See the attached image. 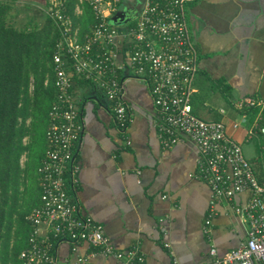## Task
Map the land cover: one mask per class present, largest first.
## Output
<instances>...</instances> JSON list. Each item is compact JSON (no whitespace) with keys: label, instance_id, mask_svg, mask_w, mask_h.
<instances>
[{"label":"crops","instance_id":"1","mask_svg":"<svg viewBox=\"0 0 264 264\" xmlns=\"http://www.w3.org/2000/svg\"><path fill=\"white\" fill-rule=\"evenodd\" d=\"M28 1L41 7L44 2ZM124 1L123 7L133 2ZM184 10L196 50L192 112L220 121L240 145L255 178L264 182V134L253 126L257 109L233 106L244 96L264 104V0H194ZM75 15L84 19L78 5ZM120 79L129 104L124 133L117 130L99 91L73 86L82 123L73 155L78 169L70 189L78 213L101 225L114 250L136 249L141 261L131 264H205L209 246L217 255L236 248L245 238V224L231 206L243 204L247 193L215 199L204 225L210 191L193 177L194 146L184 140L163 148L146 83L126 70ZM52 252L56 264H122L83 241L56 242Z\"/></svg>","mask_w":264,"mask_h":264},{"label":"built area","instance_id":"2","mask_svg":"<svg viewBox=\"0 0 264 264\" xmlns=\"http://www.w3.org/2000/svg\"><path fill=\"white\" fill-rule=\"evenodd\" d=\"M85 1L93 22L80 39L62 13L61 0H48L46 6V15L54 20L59 33L51 58L55 98L47 112L44 156L36 169L39 202L24 218L30 231L27 247L17 255L18 264H56L50 251L51 238L56 242L83 241L98 247L102 254L121 259L122 264L141 261L134 248L114 250L101 225L78 213L70 190L78 169L73 163L74 149L82 130L72 94L73 77L90 80L102 91L117 130L124 133L129 121V104L119 77L124 70L147 85L160 145L168 148L187 140L194 146L193 177L203 181L210 191L204 225L213 214L215 199L231 200L243 192L248 195L243 204L231 206L245 224L244 240L222 255L209 246L210 259L205 264H264V182L255 178L240 145L226 134L220 121L205 120L192 112L196 50L184 9L194 0H139L131 19L122 24H114L110 18L121 9L123 0ZM233 106L257 109L253 126L264 134L263 102L244 96ZM203 230L206 232L205 227Z\"/></svg>","mask_w":264,"mask_h":264},{"label":"trees","instance_id":"3","mask_svg":"<svg viewBox=\"0 0 264 264\" xmlns=\"http://www.w3.org/2000/svg\"><path fill=\"white\" fill-rule=\"evenodd\" d=\"M13 1L0 0V264H18L17 255L27 247L30 231L24 218L39 202L36 169L44 156L47 112L55 98L51 58L54 44L59 38L56 23L47 15L39 29H16L9 25L7 21ZM61 1L62 13L69 18L71 28H74L73 22L77 16L72 8L77 0ZM47 4L48 0H44L42 7L45 8ZM81 4L83 17L90 24L77 30L79 39L88 32L93 22L87 2L82 0ZM84 19L80 22L82 27ZM73 82L99 91L103 96L102 91L96 89L90 80L73 77ZM40 124L44 126L42 151L35 149ZM22 155L26 160L20 164ZM28 172L33 185L35 183V200L30 198L34 187L30 186L28 190L25 184ZM23 200H26L24 205ZM21 206L23 209L18 211ZM50 240L53 245L56 243L54 238Z\"/></svg>","mask_w":264,"mask_h":264},{"label":"rangeland","instance_id":"4","mask_svg":"<svg viewBox=\"0 0 264 264\" xmlns=\"http://www.w3.org/2000/svg\"><path fill=\"white\" fill-rule=\"evenodd\" d=\"M8 1V0H5ZM81 1L82 0H77V2H74V6L72 8V11L75 15V11L77 8V5L80 8L81 7ZM127 1H124L122 3V7L123 4H126ZM139 4V0H133V2H131L128 7L133 9L135 7H137ZM186 5V4H185ZM11 14H15L13 16H11L8 18V24L11 25L12 27L16 28V29H39L40 27H42L43 23L45 22V17H46V7H41L39 5H33L32 3H30L28 0H14L11 3V8L9 11ZM80 14V13H78ZM80 16V15H79ZM76 20H74L73 24L74 27L78 30H80V28H86L85 26L82 27L80 22V18L77 19V17H75ZM31 90V85L29 84V91ZM202 116V115H200ZM203 117V116H202ZM43 131H44V126L42 124L39 125V127L37 128V133H36V141H37V145L35 147V149H39V151H42L44 148V141H43ZM24 140H26V138H24ZM264 159V158H263ZM26 158L24 155H22L20 157V164H23L25 162ZM29 174L30 172H28L26 174L25 177V184L26 187L29 190L30 186H33V190L30 193V198L32 200L36 199L37 196V192H36V188H35V183L33 185V179L31 176V185H29ZM35 173H34V180H35ZM29 198V195H28ZM24 202H26V200H23V205L25 204ZM29 203V202H27ZM21 209H23V206L18 207V211H20Z\"/></svg>","mask_w":264,"mask_h":264},{"label":"water","instance_id":"5","mask_svg":"<svg viewBox=\"0 0 264 264\" xmlns=\"http://www.w3.org/2000/svg\"><path fill=\"white\" fill-rule=\"evenodd\" d=\"M137 7L131 9L128 6L121 8L111 18L110 21L114 24H122L131 19Z\"/></svg>","mask_w":264,"mask_h":264}]
</instances>
